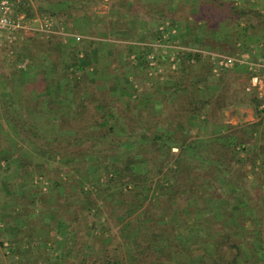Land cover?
I'll use <instances>...</instances> for the list:
<instances>
[{
	"label": "rangeland",
	"instance_id": "rangeland-1",
	"mask_svg": "<svg viewBox=\"0 0 264 264\" xmlns=\"http://www.w3.org/2000/svg\"><path fill=\"white\" fill-rule=\"evenodd\" d=\"M58 1L10 0L16 15L33 21L31 29L20 33L14 43L5 46L2 41L0 46V122L4 123L0 125V264H103L105 256L119 257L122 264H201V257L211 246H191L190 240L183 242V247L177 246V238H187L198 231L205 237L212 221L218 229L214 228V233L228 232L237 242L242 253L240 261L247 259L249 264H264L258 258L259 249L264 250V111L256 112L264 105L260 102L259 108L253 111L263 119L258 126H253L258 130L256 135L251 132V141L247 130L241 127L214 126L215 118L222 113L223 106H229L232 95L227 89L216 96L204 94L208 84H213L207 74L211 73L210 60L184 61L173 69L168 60L169 50L163 47L180 44L213 51L217 45L213 40L221 31L220 36L226 39L231 35L233 40L236 36L262 34L264 13L260 9L264 4L258 9L250 5L251 0H231L236 9L257 10L262 15L263 25L251 31L244 30V21L235 20L228 7L220 11L215 3L207 4L209 0H97L88 2L90 10L84 18H81L82 12L77 18L60 14ZM155 6L163 7L166 14L178 9L179 18L172 15L173 21H162L164 18L156 12ZM130 9L140 19L158 23L165 39L152 40L151 30H142L138 35L135 30L130 33L125 29L111 30V23H116L118 14L128 13ZM53 12H56L55 17L50 14ZM48 14L51 16L47 17ZM197 15L203 17L202 20H194ZM40 17L49 20L51 33L35 31L42 20L34 19ZM204 18H210V23ZM145 24L140 22V26ZM170 26L172 28L168 29ZM49 34L57 35L49 37ZM157 41L161 46L154 45ZM25 54L28 57L23 56ZM74 57L80 60L86 57L89 64L84 73L89 77L85 87H90L91 93L96 94L98 102L100 100L104 106L95 110L105 117L101 126L93 125L90 131L94 135L105 133L110 140H127L121 152L102 139L84 141L75 148L68 146L71 136L83 135V127L78 131L80 118L85 115L80 105L75 108L77 114L75 117L73 114L70 123L74 129L77 127L76 131L64 128L54 132L52 125L60 113L73 108L69 107V92L62 87L66 80L57 84L53 76L57 67L68 69ZM97 67H101L103 73L98 72ZM42 75L44 78H39ZM37 79L46 85L44 90L50 93L60 110L30 120L32 128L41 129L45 134L40 132L42 135L34 139L36 146L46 147L44 136L57 134L60 142L51 144V148H58L60 153L71 152L70 156L82 155L84 161L64 164L44 160L30 137L19 136L17 127L5 120L3 95L8 94L11 100H16L18 90L24 85L34 88V94H38ZM214 101L220 103L221 110L212 104ZM108 110L114 113L113 118L108 117ZM193 110L196 113L191 115ZM19 113L23 119L27 117L22 108ZM207 115L210 120L206 119ZM111 127L113 134L109 132ZM130 131L132 136L148 139L150 143L133 144ZM163 132L166 133L164 139L168 140H171L169 133H174L172 139L183 142V146L166 142L171 146L167 149L153 142L154 134ZM239 135L243 137L242 143L237 142ZM225 136H232L233 140L218 141ZM190 143L201 149H197L200 156L218 160L219 168L211 176L203 177L214 166L211 163L202 166L192 158L186 149ZM94 153H105L108 157L99 163ZM128 154L137 163V171L148 173L150 180L146 185L152 188L149 193L140 181L126 187L107 185L109 176H118L111 172L112 168L120 169L121 180H126L130 172L118 164L126 161ZM18 156L29 158L26 164L23 161L25 166L19 164ZM157 156L164 161L159 163ZM168 159L178 165L170 167ZM189 173L190 181L187 179ZM22 175L27 188L23 198ZM58 176L63 178L60 185L55 183ZM30 180L35 187L30 185ZM184 181L187 184L179 188ZM161 183L171 188L164 193L159 188ZM80 186L89 194L85 191L84 195ZM189 188L194 189L197 204L193 199L186 201L187 194L191 195ZM120 190L134 194V200L123 203L118 199ZM173 191L178 193L172 198L167 196ZM240 195L244 196L241 204L235 199ZM86 198L90 199L88 205L92 208H85L83 200ZM223 206L224 215L231 214V219L222 221L217 215Z\"/></svg>",
	"mask_w": 264,
	"mask_h": 264
},
{
	"label": "trees",
	"instance_id": "trees-1",
	"mask_svg": "<svg viewBox=\"0 0 264 264\" xmlns=\"http://www.w3.org/2000/svg\"><path fill=\"white\" fill-rule=\"evenodd\" d=\"M96 1L97 0H59L58 5L61 6V7L59 6L60 11H61L60 14L69 15L71 18L72 17L77 18V17H79L78 14H80L82 12L83 15H82V17L81 16L80 17L84 18L86 16V14L88 13L87 11L90 10L88 2L94 3ZM212 1L209 0V2H207V4L210 2H211V4L215 3L217 5V7L221 9L220 11H225V8L228 7L230 14H232V16H234L235 20H238V21L243 20L245 23L244 30H248V29L251 31L257 30V29H259L260 26L263 25L262 20L260 18L262 15L257 10L236 9L233 5V1H231V0L230 1L212 0ZM144 7H145V5H144ZM132 9H133V7H132ZM132 9H130L128 11V13L118 14L119 18H116V20H117L116 23H113L114 25H112V23L110 22L111 27H112L111 30L121 31V30L125 29V30H128L129 33L132 32V30H135L137 35L140 34L139 32L142 30H147V31L151 30L154 34L152 37V40L160 39L162 37L164 31H161L158 29V26H157L158 23L151 22V21H145L143 18L140 19L138 17V15H133ZM155 10H156V12L159 11L161 13V17L164 18V20H162V21H165V20L173 21L170 19V17L172 15L175 19L179 18L178 13H177L179 11L178 9H177V12H176V10H174L172 13H167V14L164 12L163 7L160 8V6H155ZM209 10L213 11L215 9H209ZM162 13H163V15H162ZM50 14L53 17L56 16V12H53ZM50 14H48L47 17L51 16ZM89 18H91V17L89 16ZM200 18H203V17H200L199 15H197L194 17V20H197V19L202 20ZM139 19H140V21H137ZM203 20L207 21L208 24L210 23L209 22L210 18H204ZM141 21H142V23L144 22V24L146 22V24H147L146 29L144 28V26L146 24L140 26ZM162 21H160V22H162ZM138 22H139V24H138ZM36 34L38 35L37 37H39L40 34L39 33H36ZM56 35L57 34H55V35L49 34V37L56 36ZM90 44H92V43H90ZM23 56L28 57V55H26V54ZM80 59L81 58H79V57H74V60L71 63H69L68 69L66 68L65 70H61V69H57L58 67L55 69V72H57V73H54L55 76H53L56 78V79L54 78L55 82H57V84H59V82H63V80H66L63 83L64 85H62V87L64 90L69 92V99H68L69 101L66 100V102L68 101L70 103L69 107L71 106L73 109L68 110L66 112H63V113H60L58 120L53 123L54 125H52L54 127V132H59L60 130H63L64 128H67V130L76 131L77 127H76V129H74L75 127H72L70 125V123H71V120H72L71 118L73 117V114H74V117L77 114L78 109L76 110L75 108H78L80 105V106L84 107L85 115H84V117L80 118V119H82V121H80V123L78 125V127H79L78 131L81 127H83L81 129L83 131L82 132L83 135L81 137H77V138L75 135L71 136L70 137L71 139L68 141V146L75 148V147L80 146V144H82L84 141L88 142V141L94 140V139H98V140L102 139V141H105L108 145L110 144L111 146H115L116 151L121 152L123 149V146H125L126 143L128 142L127 140H126L127 142L126 141L123 142V141H121V139H118V138L117 139L113 138L112 140H110L106 136L105 133L103 135H101L100 133H97V135H94V133L90 131L89 127H92L93 125L101 126L100 122L105 117H104L103 113L96 114L95 110L96 109L101 110L102 107H104V106H101L100 100L98 102L99 98L96 97V94L91 93L92 89L90 87L89 88L85 87L88 84L87 78L89 77V75H87L88 73L86 74L84 72H85V70L87 71L86 66L89 63L87 62L86 57H83L82 60H80ZM77 72H79V73H77ZM39 78L43 79L44 77L42 75ZM36 82L38 83V85L40 87V91L38 94L37 93L34 94L35 93V92H33L34 88H29L28 86L24 85V87H22L21 90H18L16 100H11V98L8 96V94L3 95L4 103L2 105V109L4 111V108H6V112L5 113L3 112L4 116H5V120L6 121L8 120L9 123H11V125L14 124L13 127H15V126L17 127V129H18L17 132H19V136L24 134V136L28 135L30 137V141L35 146L38 155H40L42 158H44V160L59 161L60 163L62 162L64 164H67V163L75 164V163H78L79 161H84V157L82 155L70 156V154H72L71 152H68L65 150L64 153H60L58 148L57 149L51 148L52 147V146H50L51 144L53 145V144L60 142V140H59L60 137L57 136V134H53V135H50L47 137L44 136L45 142H46V147L36 146L34 139L35 138L37 139L42 134L43 135H45V134L41 129H39V131H38L37 129L32 128V126L30 125L31 124L30 120L33 119L35 116H38V115L39 116L44 115V114L46 115L48 112L54 113L57 109L60 108L59 105L58 106L54 105V103L56 101H54L50 97V93L47 94V92L44 90V89H46L45 88L46 85L41 84L40 80H38V79ZM20 86H22V85H20ZM88 89H90V91ZM30 94H32L33 96H37V97L33 98ZM60 100H61V102H63L64 96L60 97ZM212 104L213 105L215 104L216 108H218V110H221L220 108L222 106L220 107V103L214 101ZM259 105H260V101L257 102L256 108ZM43 107L46 108V111L43 110ZM20 108H22L23 111H25L27 113V117L24 119L21 117V115L19 113ZM195 111L196 110L191 111L190 114L191 115L195 114L196 113ZM211 111H212V107H211ZM261 111L262 110L260 109L259 111H256V112L258 114H260ZM56 113H58V112L56 111ZM107 113H108L109 118H113L114 113L112 111L108 110ZM130 118L131 117H129V119ZM20 129L23 130V133ZM109 132H111L112 134L114 133L112 127L109 129ZM129 134H130L129 138H131V141L133 140V144H138L139 142L150 143L148 139L141 140V139H138L137 137L132 136V134H133L132 131H130ZM165 134H166L165 132L154 134V136L152 137L153 142H157L159 145H161L163 147H167V149H169V147H171V146H169L168 143H172V142L176 146L177 145L179 147L183 146V144H182L183 142H180V141L178 142L174 138L172 139V137L174 136V133L173 134L169 133L171 140L164 139L163 136H165ZM116 137H118V136H116ZM170 137L167 136V138H170ZM241 137L242 136H240V135L236 137L237 142L242 143L241 139L243 137L242 138ZM166 142H168V143H166ZM48 146H50V147H48ZM186 149H187V151L188 150L190 151V155L192 156V158L196 159L197 162L199 164H201L202 166H205L209 163H211V165L214 166L213 169L210 172L206 173L207 175H203V177L204 176H208V177L211 176L212 172H215L216 169L219 168V163H217L218 160L215 161L214 159H211V158H209V159L205 158V155H204V157L200 156L197 149L198 150H201V149L197 148L194 144H192V143L188 144L186 146ZM94 156L96 157V159L98 160L99 163L102 162V160H106L108 157V155L105 153L104 154L103 153H98V154L94 153ZM163 156L167 157L165 154H163ZM131 157L132 156H129V154H128V158H125L126 161H120L118 164V167H123L121 169H123L124 171L130 172L129 175L126 176V180H123V181L121 180V176L118 173V171L121 172L120 169H118V168L113 169L112 168L111 172H113V174H117L118 176H115V177H114V175L109 176L107 178V185L108 184H114V185H122V186L126 187L129 184H134V183L137 184L140 181L141 184H143V187H146V189L148 190V193H149L152 189L151 186L146 185V182L150 180L149 175L147 172L140 173L139 171H137L136 167H135V165L137 163ZM161 158L162 157H159V156L156 157V159H158L157 161L159 163H161V161H164ZM18 159H19V164H21V166L22 165L25 166L27 160H29V158L28 159L27 158H21L20 156H18ZM23 161L25 162V164L23 163ZM167 162H170L169 163L170 167H171V165H178V162H176V161L172 162L169 159ZM111 166L114 167L113 164H111ZM24 171L22 172L23 174L25 173ZM174 172L178 173L177 170H175ZM190 174L191 173H189L187 176L188 181H190L189 180ZM62 180H63L62 176H58L57 181L55 182L56 185H58V184L60 185ZM117 180H118V182L114 183V181H117ZM185 181H184V183H181L180 185H178V187L181 188V186H184L185 184H187V183H185ZM20 183H21L20 184L21 185L20 186L21 187V198H23L24 196L27 195V188H25L26 183L24 181L23 175H22V181H20ZM29 183L32 187H35L32 180H30ZM188 183H190V182H188ZM191 184H192V182L190 183V185ZM134 186H136V185H134ZM159 186H160L159 188H161L162 191H164V193H166L168 188L169 189L171 188L164 183H161ZM80 187H81V189L83 188L82 186H80ZM232 188H233L234 192L238 193V190L236 188H234V187H232ZM189 190H190L191 195L187 194V198H186L187 200L186 201L190 202V200L193 199L194 200L193 202L195 204H197L199 201H198V198L196 197V195L194 193V189L189 188ZM85 191H87V190L85 189ZM85 191L82 189V192L84 195H86ZM126 192L127 191L123 192L120 190V195H119L118 199L120 198L123 201V203L128 204V202L134 200L133 196H135V195L132 193H126ZM192 192L194 194H192ZM177 193H178L177 191H175V192L173 191V192H170L167 196L172 198L173 195L175 196ZM88 194L89 193L87 191V195ZM243 198H244V196H242V195L235 197V199H237L239 204H241L243 202ZM83 201L86 202L85 208H92L91 205H88V203L90 204V199L86 198ZM141 203H142V201L140 202V205H141ZM222 208H219V212L217 213L219 218L222 217V221H223V219H225V218L227 219L228 217L231 219L232 215L229 213L224 215V212L226 211V209L224 206ZM129 209L130 208H128L127 211ZM125 210H126V207H125ZM198 210L201 211L200 209H197V211ZM215 224L216 223H213V221L210 223V225H209L210 228L207 230V236H205V237L203 235H201L199 231L193 235L191 234V236L187 237L188 239L186 238V236L185 237L180 236L179 238H177L178 239L177 240V242H178L177 246L179 244L181 246L184 245V243H186V240H190L191 246L200 245L201 242L206 243L207 246H211V249L209 250V252H207V254H205L204 257H201V259H200L201 264H249L247 259L240 261L242 258L241 249H240L239 245L237 244V242H235L231 238V235L228 232H225L223 234H219L217 232L214 233V228L216 230H218L217 227L215 226ZM147 227H149V226H147ZM152 227H154V226H152ZM178 235H180V234H178ZM183 250H185V248H183ZM186 253L188 256H191L189 251H186ZM258 258L260 260L264 261V250L262 249V247L258 251ZM102 259L104 260L103 264H122L123 263V261L121 259H119V257H116V256L111 257V258H109L108 256L107 257L105 256V257H102Z\"/></svg>",
	"mask_w": 264,
	"mask_h": 264
},
{
	"label": "crops",
	"instance_id": "crops-1",
	"mask_svg": "<svg viewBox=\"0 0 264 264\" xmlns=\"http://www.w3.org/2000/svg\"><path fill=\"white\" fill-rule=\"evenodd\" d=\"M251 1L252 3H250V5L258 9L260 8L259 5L264 4L263 0L260 2L257 0ZM260 11L264 13V8H261ZM220 28L223 29L222 27H219V29ZM221 34H223L222 31L213 40L217 45H215V50L211 52L236 56L238 62L229 68L220 69L216 73L212 71L213 65L210 64L211 66L209 67L211 69L209 71L211 73L207 74L209 75V78L212 79L213 84H208L209 88L203 92L204 94L208 92L209 95L212 94V96H216L221 94L223 89L229 90L232 95L230 96L231 102L229 103V106H227V104L223 106L222 113H219L218 117L215 118L213 125L222 126L224 129L225 125L241 127L247 130L248 140L251 141L253 135H256L258 130V127L254 129L253 126H258L257 124L263 119L261 117L262 115L258 116L253 113V111L258 101L264 105V33L254 37H249L247 35L245 37L236 36L234 40L231 38V35L226 36L225 39V36H220ZM97 68L100 69L101 67ZM98 72L103 73V70L100 69ZM253 75L258 76L259 83L257 86H253L247 91L246 87L250 86V78ZM201 81L204 83L203 77ZM200 88H203V85H200ZM261 110L264 111V107ZM206 119L210 120L211 118L207 115ZM2 124L4 123L0 122V125ZM251 132L255 133L252 135ZM232 136H225L224 138L219 137L218 141L228 142L231 139L233 140ZM205 244L206 243L204 242L200 243L201 246Z\"/></svg>",
	"mask_w": 264,
	"mask_h": 264
},
{
	"label": "built area",
	"instance_id": "built-area-1",
	"mask_svg": "<svg viewBox=\"0 0 264 264\" xmlns=\"http://www.w3.org/2000/svg\"><path fill=\"white\" fill-rule=\"evenodd\" d=\"M35 20H42V23H40L37 28H34L35 31L42 34H48L52 32L50 29L51 24L48 23L49 20L46 17H40V19H34V21ZM32 21L33 19L28 20L24 15H16L10 0H0V45L3 44L2 41L5 42V46L14 43L15 39L20 33L31 29L30 25ZM171 28L172 27L170 26L168 29ZM172 32H174V30H172ZM165 37L166 35H162L159 41H161V39L164 40ZM159 41H157V43L154 45L161 46V44L159 45ZM163 47L166 51L169 50L168 60L171 68L173 69L176 68L177 64L184 61L194 63L199 59L207 58L213 65L212 71L216 73L220 69L229 68L238 62V58L236 56L211 52L201 47H186L178 44H168L163 45ZM150 57L153 59L152 55ZM258 83V76L253 75L250 78V86H247L246 90L248 91L251 89V87L257 86Z\"/></svg>",
	"mask_w": 264,
	"mask_h": 264
}]
</instances>
